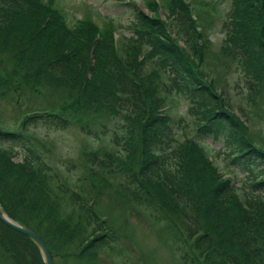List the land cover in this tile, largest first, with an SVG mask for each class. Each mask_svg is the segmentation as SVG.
<instances>
[{
    "label": "rangeland",
    "instance_id": "374dc122",
    "mask_svg": "<svg viewBox=\"0 0 264 264\" xmlns=\"http://www.w3.org/2000/svg\"><path fill=\"white\" fill-rule=\"evenodd\" d=\"M27 2L29 5L23 8L31 15L33 13L37 16L38 10L50 12L52 18L59 16L71 29H75L79 21L89 18L98 28L94 34L97 40L109 34L110 30L105 27L113 19L112 39L117 59L123 60L128 67L133 66V59H136L138 71L145 76L144 79L158 84L157 91L163 101L155 113L160 114L163 119H168L165 117L168 115L174 118L180 144L189 145V154H198L193 160L203 163L207 170L218 176V180L227 181L234 192L232 200L238 202L240 207H246L247 194H252L248 184L250 177L230 162L223 142L214 136H202L201 121L208 119L212 112L219 111L223 106L227 110L226 116H230L244 138L247 137L251 144L259 145L264 151V55L261 61L258 57H252L242 64L237 57L227 53V49H235L232 42L227 40L231 24H236L238 20L243 22V14L253 13L258 4L246 3L241 5L238 12L233 10L232 0ZM134 5L138 6L144 16L155 20L152 27L146 26L144 21L139 22V27L145 30L141 34H133L130 27L135 18ZM190 12L198 15L195 25L202 27L200 34L188 20ZM149 28H154L153 32ZM159 31L168 35L171 45L189 62L197 79L211 89L215 96L216 101L200 114V118V115L191 111V102L181 93L176 83L168 80V61L156 37ZM166 40L168 41L167 38ZM14 54V49L0 50V129L11 131L20 128V122L26 113L46 108L48 103L52 104V100L45 97V91H36V85L31 84L36 77H30L25 72ZM110 61H113L112 56ZM244 69H255L259 84H252V76ZM28 77L31 80L27 81ZM62 101H55V112L71 118L74 125L70 129L56 130L37 125L28 127L26 136L46 160L51 172L39 176L27 171L23 167L22 150H17L16 153L11 146L12 149H7L11 165L6 162L11 179L8 180L9 184L1 182L0 188V196L5 194L8 197L6 202L10 204L13 214L46 238L52 255H55L54 264H204L202 261L198 263L192 241H182L186 235L185 224L179 222L175 213L162 209L161 202L154 193L151 192L144 199L146 201L134 203L115 194L112 184L103 183L97 187L89 178L90 169L87 165L93 152L103 154L106 151L109 154L123 149L121 144H116L114 137L115 125L120 119L118 112L112 106L104 108L99 104L90 115L83 113V105L76 99ZM179 120L182 125L177 127ZM87 122L94 128L104 124L111 132L107 131V135L96 139L85 134L77 125ZM139 136L140 130L136 128L130 139L135 142ZM2 147L5 146L0 148L3 149ZM127 157L128 154L124 157L125 161ZM133 164L138 165V160ZM197 171L201 174L200 170ZM258 172L263 173L264 168ZM112 180L115 183L121 181L118 175ZM8 185L17 188L14 191L7 190ZM19 187L22 189L18 192ZM26 189L27 193L22 197L19 193ZM72 194L90 204L94 201L91 207L98 216L96 223L88 222L76 205L72 204L69 197ZM256 195L261 196L260 200L264 205V191L260 190ZM81 230L84 232L79 236L78 232ZM93 231L109 234L110 242L87 249L78 257L76 254L79 250L75 249L78 240ZM72 234L78 236L76 242L69 238ZM21 247L24 249L23 255L32 256L34 249L27 241H22ZM5 249L0 264H13V259ZM38 259L35 252L31 261L38 264ZM220 259L222 258L219 256H212L210 262L216 264ZM219 262L223 264V261Z\"/></svg>",
    "mask_w": 264,
    "mask_h": 264
},
{
    "label": "trees",
    "instance_id": "16d2710c",
    "mask_svg": "<svg viewBox=\"0 0 264 264\" xmlns=\"http://www.w3.org/2000/svg\"><path fill=\"white\" fill-rule=\"evenodd\" d=\"M232 1L233 10L238 12L241 5L249 2L259 6L253 13H244L243 22L238 20L236 24H231L227 40L232 42L235 49H227V53L237 57L242 64L252 57H258L261 61L264 55V0ZM25 5H29L27 0H0V50H15L19 65H23L30 77H36L31 84L36 85L37 92L45 91V97H49L52 104L26 113L20 122L21 129H0V146H5L0 148V188L1 182L9 184L8 180L11 179L6 164L11 165L6 150L11 146L16 153L22 150L23 167L27 171L39 176L51 172L46 160L26 136L28 127L37 125L56 130L70 129L73 121L55 112V101L60 103L62 100L68 101V98L76 99L83 105V113L90 115L99 104L104 108L112 106L120 115L114 130L115 142L121 144L123 149L109 154L106 151L103 154L92 153L87 168L90 169L88 176L94 186L112 184L115 194L134 203L146 201L144 199L151 192L154 193L162 209L175 213L179 222L185 224L186 235L182 241H192L198 263L214 264L210 262L211 257L219 256L223 264H264V205L261 196L256 195L260 190L264 191V172H258L264 168V151L251 144L247 137L244 138L230 116H226L227 110L221 106L219 111L212 112L208 119L201 121L202 136H214L223 142L230 162L250 177L248 184L252 194H247L246 207H240L238 202L232 200L234 192L227 181L218 180V176L207 170L203 163L193 160L198 154H189V145L180 144L174 118L168 115L165 116L168 119H163L155 113L163 101L157 91L158 84L144 79L145 76L138 71L136 59H133L135 64L129 67L123 60L117 59L112 39L113 19L105 27L110 30V35L97 40L94 34L98 28L89 18L79 21L75 29H71L59 16L52 18L50 12L38 10L37 16L31 15L24 9ZM189 14L188 20L197 30L199 25H195L194 14ZM133 16L135 18L130 24L133 34L145 31L139 27V22L144 21L146 26L152 27L155 21L153 17L144 16L136 6ZM149 30L153 32L154 28ZM201 32L198 29V34ZM156 37L168 61V80L174 81L191 102L190 109L194 114H203L216 101L212 90L201 84L189 62L171 45V39L165 32H157ZM111 56L113 61H110ZM245 72L252 76V84H259L255 69ZM30 77L27 81L31 80ZM180 121L177 127L182 125ZM90 124L77 123L80 130L96 139L111 132L104 124L98 128ZM136 128L140 130V138L134 142L130 138ZM137 160L138 165H134ZM117 175L121 181L115 183L112 179ZM14 188L17 187L8 185L7 190L14 191ZM19 189L22 188L19 187L18 192ZM26 193L27 189L19 194L25 197ZM69 197L88 222L96 223L98 216L92 210L93 203L91 205L86 200H80L75 194ZM7 198L5 194L0 196V203L9 207ZM15 218L28 224L23 219ZM31 228L44 240L55 259L46 238L33 226ZM81 232L84 231H79V236ZM96 232L79 240L77 235H69L72 240H78L75 248L79 250L76 254L78 257L87 249L110 242L109 235ZM18 236L33 247L32 257L37 252L38 264H43L37 247L25 236ZM219 261L216 264H220ZM23 262L29 264L31 260L22 259Z\"/></svg>",
    "mask_w": 264,
    "mask_h": 264
},
{
    "label": "flooded vegetation",
    "instance_id": "af4514ba",
    "mask_svg": "<svg viewBox=\"0 0 264 264\" xmlns=\"http://www.w3.org/2000/svg\"><path fill=\"white\" fill-rule=\"evenodd\" d=\"M0 206L9 219H12V220L15 219L16 216L13 214L10 207H6L5 205L1 203H0ZM7 208H9V210ZM21 238L18 236L17 231L13 230L12 228H8L4 226L0 222V260L1 258L3 259L5 248H6L5 251L9 252L8 255L10 256V258L13 259V264H26L24 262L22 263V259L24 260L28 258L29 260H31V258H33L32 256H28L24 258V255H23L24 249L21 247V242L23 240L21 241L20 240ZM31 262H29V264H34V261L33 263Z\"/></svg>",
    "mask_w": 264,
    "mask_h": 264
},
{
    "label": "water",
    "instance_id": "95a60500",
    "mask_svg": "<svg viewBox=\"0 0 264 264\" xmlns=\"http://www.w3.org/2000/svg\"><path fill=\"white\" fill-rule=\"evenodd\" d=\"M0 221L4 223V225L12 228L13 230L17 231L20 234L26 236L31 242L34 243L35 246L40 251L41 257L43 258L44 264H54L52 256L50 254L48 246L42 241V239L37 235L31 228L27 225L21 224L19 225L12 219H8L6 215L2 212L0 208Z\"/></svg>",
    "mask_w": 264,
    "mask_h": 264
}]
</instances>
